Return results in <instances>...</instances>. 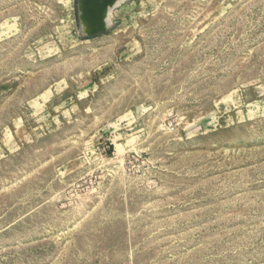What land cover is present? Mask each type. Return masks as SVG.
I'll return each mask as SVG.
<instances>
[{
    "label": "rangeland",
    "instance_id": "374dc122",
    "mask_svg": "<svg viewBox=\"0 0 264 264\" xmlns=\"http://www.w3.org/2000/svg\"><path fill=\"white\" fill-rule=\"evenodd\" d=\"M115 2L0 0V264H264V0Z\"/></svg>",
    "mask_w": 264,
    "mask_h": 264
},
{
    "label": "water",
    "instance_id": "95a60500",
    "mask_svg": "<svg viewBox=\"0 0 264 264\" xmlns=\"http://www.w3.org/2000/svg\"><path fill=\"white\" fill-rule=\"evenodd\" d=\"M114 0H77L80 32L84 37H93L107 31V9L113 6ZM85 25V28H83Z\"/></svg>",
    "mask_w": 264,
    "mask_h": 264
},
{
    "label": "bare ground",
    "instance_id": "6f19581e",
    "mask_svg": "<svg viewBox=\"0 0 264 264\" xmlns=\"http://www.w3.org/2000/svg\"><path fill=\"white\" fill-rule=\"evenodd\" d=\"M115 1H117V0H114V2H115ZM114 2H113V3H114ZM117 4H118V3H117ZM115 5H116V2H115ZM113 6H114V5H113ZM108 10H110V9L108 8ZM107 12H108V11H107ZM106 14H107V13H106ZM108 14H110V13H108ZM110 15H111V14H110ZM108 18H109V17H108ZM108 18H107V16H106L105 21H106V25H107V26H110V22H109ZM83 28H85V25H83Z\"/></svg>",
    "mask_w": 264,
    "mask_h": 264
},
{
    "label": "trees",
    "instance_id": "16d2710c",
    "mask_svg": "<svg viewBox=\"0 0 264 264\" xmlns=\"http://www.w3.org/2000/svg\"><path fill=\"white\" fill-rule=\"evenodd\" d=\"M76 11H77V8H76Z\"/></svg>",
    "mask_w": 264,
    "mask_h": 264
}]
</instances>
